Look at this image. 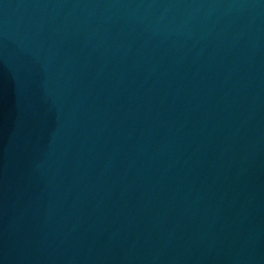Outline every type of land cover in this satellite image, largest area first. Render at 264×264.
<instances>
[{"label":"water","instance_id":"water-1","mask_svg":"<svg viewBox=\"0 0 264 264\" xmlns=\"http://www.w3.org/2000/svg\"><path fill=\"white\" fill-rule=\"evenodd\" d=\"M0 264H264V0H0Z\"/></svg>","mask_w":264,"mask_h":264}]
</instances>
